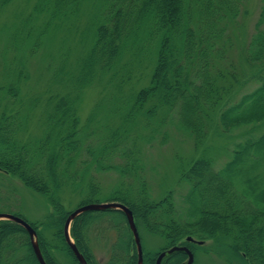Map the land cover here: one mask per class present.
Instances as JSON below:
<instances>
[{
	"label": "trees",
	"instance_id": "16d2710c",
	"mask_svg": "<svg viewBox=\"0 0 264 264\" xmlns=\"http://www.w3.org/2000/svg\"><path fill=\"white\" fill-rule=\"evenodd\" d=\"M11 1L0 0V6ZM47 1L41 0L40 4ZM101 2L108 16L93 27L91 44L81 64L79 87L92 84L97 76L101 81L116 68L126 50L140 49L145 39L155 38V64L150 81L137 92L133 106L140 108L150 97L159 105L176 106L175 127L185 136H193L196 145L202 143L213 124L211 113H218L216 134L233 138L232 134L240 129L242 132L236 136L241 139L234 143L231 157L221 169L215 170L210 160L199 159L182 171L179 182L188 187L182 200L183 211L176 207L173 191L160 200L150 199L144 180L138 182V192L134 196L128 189L120 188L101 200L96 196L98 188L90 177L91 168L96 173L112 170L121 179L136 177L140 159L136 136H129L132 126L125 124L123 128L121 123L110 128L104 144L97 148L86 145L84 137L75 131L77 99L62 96L48 117L50 131L30 146L19 138L26 115L17 120L18 116L2 112L0 171L16 176L26 187L44 196L51 206L46 220L28 222L36 232V242L45 263L63 264L59 255L66 254L71 264H79L64 236V224L72 211L65 209L58 194L62 186L81 191V186L87 182L88 197L79 207L89 203L119 202L132 211L142 247V264H155L158 254L173 246H186L195 258L198 250L208 251L203 243H197L206 239L214 241L212 251L217 255L234 257L238 264H264V0H260L253 32L243 48L244 61L257 68L251 77L254 85L227 105L222 104L229 88L226 74L214 69L217 59L223 58L230 46L228 25L246 14L245 0ZM78 4L79 0H54L48 22L66 19ZM35 8L40 11L38 6ZM99 16L96 12L92 18ZM47 27L45 23L38 34L28 35L31 53L40 45L39 40ZM21 74L22 71L18 76L15 74V80ZM235 79L239 78L234 65ZM6 92L15 97L18 89L13 83ZM156 108L152 106L146 115L151 117ZM129 116L126 114L125 120ZM65 124L69 127L60 132ZM260 128H263L261 132L254 133ZM54 130L59 133L53 138ZM61 133H65L64 136H60ZM127 139L131 144L125 143ZM82 150L87 152L88 158L81 160L77 167L75 158ZM115 151L125 159L123 163H110ZM88 176L90 180L87 181ZM77 178L80 179L76 181ZM46 229L54 230L58 243H52L43 235ZM140 229L160 237L164 245L158 251L146 250ZM95 231L96 236H106L111 231L116 233L106 264H137V249L122 211H86L72 220L70 238L88 264H96L90 247V235ZM187 237L196 242L186 241ZM186 259L185 252L174 251L166 254L161 264H184ZM0 264H39L26 230L13 221L0 220Z\"/></svg>",
	"mask_w": 264,
	"mask_h": 264
},
{
	"label": "rangeland",
	"instance_id": "374dc122",
	"mask_svg": "<svg viewBox=\"0 0 264 264\" xmlns=\"http://www.w3.org/2000/svg\"><path fill=\"white\" fill-rule=\"evenodd\" d=\"M40 1L13 0L0 6V88H3L0 91V115L2 112L14 114L18 116L17 120L26 115L25 127L19 138L30 146L41 141L50 131L48 117L62 96L77 99L74 111L77 118L75 131L84 137L86 145L97 148L106 142L104 140L107 139L110 128L118 127L121 123L123 128L125 124L132 126L129 136H136L140 159L136 177L121 179L112 170L96 173L91 168L90 177L98 188L96 196L101 200V197L110 196L119 188L128 189L134 196L138 192V182L144 180L150 199L160 200L169 191H173L176 207L184 211L185 204L182 200L188 187L179 182L182 171L199 159L210 160L215 170L221 169L229 161L234 143L241 139L236 135L242 131L239 129L234 132L233 138L216 134L218 113H211L213 124L207 129L202 143L196 145L193 136H185L175 127L178 118L176 106L159 105L152 97L140 108L133 106L137 92L148 86L150 81L155 64V38L145 39L140 49L126 50L116 68L105 74L101 81L97 76L92 84L79 87L81 64L91 44L93 27L98 20L108 16L103 6L101 7L102 0H79V4L75 6L77 9L66 19H53L51 23L48 22L49 12L54 0H49L44 5ZM36 6L40 9L39 12ZM260 6V0H245L246 14L240 15L235 23L228 25L230 46L223 58L217 59L214 69L216 72H225L226 84L229 85L226 89V102L224 100L222 104H231L240 95L249 92L254 85L251 77L257 68L244 61L243 48L253 32ZM96 12L100 16L94 19L92 17ZM45 23L48 27L39 40L40 45L31 53L29 47L32 44L28 46V35L32 37L38 34ZM234 65L239 78L235 80ZM19 71L22 74L15 80V74L18 76ZM13 83L18 89L15 97L6 92L7 87ZM152 106L157 108L149 117L146 112ZM126 114L130 116L125 120ZM68 127L65 124L59 130L65 132ZM262 129L254 133H259ZM57 131L54 130L53 138L59 133ZM64 134L61 133L60 136ZM125 143L131 144V140L127 139ZM85 158H88L87 152L82 150L75 158V165L79 167V162ZM124 160L115 151L110 163L119 164ZM40 165L41 163L38 164ZM86 179L90 180L89 176ZM86 185L87 182L81 186V191L72 186H62L58 195L66 210L73 211L88 197ZM50 211V203L44 196L26 187L16 176L0 171V213H15L26 222L40 223L46 220ZM140 230L146 250L158 251L164 245L160 237ZM96 232L90 235V247L96 264H106L116 233L111 231L104 236L101 232L103 235L96 236ZM42 233L52 243H58L53 229L43 230ZM202 243L208 251L198 250L194 264H234V257H222L212 251V239H206ZM59 260L63 264H71V259L66 254L59 255Z\"/></svg>",
	"mask_w": 264,
	"mask_h": 264
},
{
	"label": "water",
	"instance_id": "95a60500",
	"mask_svg": "<svg viewBox=\"0 0 264 264\" xmlns=\"http://www.w3.org/2000/svg\"><path fill=\"white\" fill-rule=\"evenodd\" d=\"M108 209H117L124 213V216L127 221V225L133 235V239L136 245L137 257H138L137 264H142V247H141L139 233H138V230L134 222L132 211L127 206L119 202L89 203V204H85L80 207H77L69 214L64 224V236H65L66 243L69 249L72 251L75 259L78 261L79 264H88L86 260L84 259V257L82 256V254L78 251L72 239L70 238L69 230H70V224L72 220L78 215H80L81 213L86 212V211L108 210ZM0 220H9V221H13L21 225L26 230L29 236L32 249H33L34 255L38 263L46 264L40 252L38 244L36 242V232L28 222H26L21 217L15 216L13 214H6V213H0ZM186 241L194 242V240L191 237H187ZM197 243L201 244L202 242L200 241ZM174 251H183L186 253L187 260L185 264L193 263V260H194L193 254L187 247L173 246L170 249L159 253L155 260V264H161V261L165 257V255L170 254Z\"/></svg>",
	"mask_w": 264,
	"mask_h": 264
},
{
	"label": "flooded vegetation",
	"instance_id": "af4514ba",
	"mask_svg": "<svg viewBox=\"0 0 264 264\" xmlns=\"http://www.w3.org/2000/svg\"><path fill=\"white\" fill-rule=\"evenodd\" d=\"M188 242H190V241H188ZM183 246V245H182ZM186 247V246H185Z\"/></svg>",
	"mask_w": 264,
	"mask_h": 264
}]
</instances>
